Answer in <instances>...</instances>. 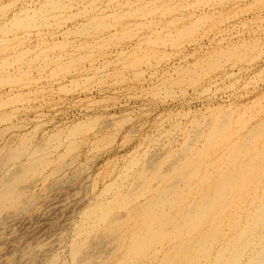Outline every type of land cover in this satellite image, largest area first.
Wrapping results in <instances>:
<instances>
[{
	"label": "rangeland",
	"instance_id": "1",
	"mask_svg": "<svg viewBox=\"0 0 264 264\" xmlns=\"http://www.w3.org/2000/svg\"><path fill=\"white\" fill-rule=\"evenodd\" d=\"M93 1L94 2L96 1V2L94 3ZM109 1L110 0H63V1L60 0V6L63 3L66 4L65 5L66 7L64 6V4L62 5L63 7H65L64 9L66 11L62 9L63 8L62 6H61L62 8L59 6L61 9L59 7L58 8L56 7L54 11H51V9H49L50 6L47 5V0H0V6H1L0 7V38H1V34L2 33L4 34L5 29H8V31L5 32L6 35H2V38L0 40L1 42L0 51L3 52V53H0L1 54L0 61H1V66L4 65L1 68L3 69V71L0 69V72H2L0 75V86H1L0 87V101L1 99L2 101H4L5 98L7 100V101L6 100L4 101L5 103L2 101L0 103V104L4 103V106L0 105V122H1L0 130L2 129V127L3 128L5 127L4 129L1 130L2 132L0 131L1 132L0 144H3L7 140L13 139L15 137H19V136L29 137L30 136L29 139L33 145L34 144L35 146L37 144L42 145L44 142H46L47 139L48 140L50 139L53 133L55 135V133L61 132V134H65L66 136L68 130L72 128L73 126H75L76 124L83 123L85 125L87 123L86 126H84V130H86L85 128H87V130L86 131L82 130L81 132H79L80 134L77 133L78 136L76 135L74 137V139H76L75 141H77L78 144L80 145V146L78 145L79 147L76 150H73L70 153H66L64 150V147H60L57 150L56 149L51 150L52 152H51L50 157L51 158L53 157L52 160L54 159L53 161L51 160L52 162H55V160L57 159L56 156H58L60 153L64 151L62 153L63 154L62 158L64 157V160L61 158L62 159L61 163H64L65 165L63 167V170L56 177H53V178L48 177L50 175V171L53 168L52 167L53 165H51L49 168L45 170V172H42L39 175V178L36 180L37 184L35 183V185L30 188L26 187L24 184V186L26 187L25 191L27 195L33 196L35 198L33 199L34 204H32V206H30L31 208L29 207L25 213L26 214L25 218L29 221L25 219L26 222L25 221L19 222L20 225H18V223L13 226L11 225L13 228L10 226L11 228L9 227L7 231L4 232L5 234L3 233L0 236V263L2 262L1 264H5V263L10 264V262L12 264H43V262L48 257L50 252H55L56 254H59L61 256L60 258H62V260L63 259L65 260V258L68 256V253H67L68 249H65L67 247L65 246L66 244L60 242V240L63 242H66L70 238L73 225L80 218L81 210L86 208L90 204V202L92 203V201L95 200V197L103 190V186H105L106 183H109V178H108L109 173H112L113 171H115V173H113L114 174L113 176H115L116 173L120 169L123 168V164L125 163V161H127L130 157L137 155L140 152H142L140 154H145L146 152L144 151L148 150V154H147L148 156H151V155L153 156L155 152L159 153V151L156 149H158L157 144L160 141L168 143V141L170 140L172 141V139H175L176 141L173 142L172 147L173 148L180 147L181 143L183 142L182 139L184 138V136L178 131H174L175 126L181 124L180 126L183 127L186 125L185 127L188 126V129L192 130L193 128L191 127L192 125L190 122L193 119H197L198 117L208 115L209 111L215 110L217 106L218 108H223V109L238 110L240 108H244V104L246 106L251 105L250 102H253L254 99H257V96L261 97L264 95L263 93L264 92V44H263L264 43V0L263 1L262 0H215V1L205 0V2L207 1L210 3L212 2L211 4L208 2L207 4H205L203 0L201 2L203 6H200V7L199 5L201 4H198L200 3V0L199 1L190 0V2L189 0L188 2L186 0L185 1L181 0L184 2H181L180 0H157V1L154 0L155 1L154 3H153V0H132L133 1L132 5L131 3H129V2H132L130 0H128L129 2L127 0H116V1L114 0L113 2L112 0L110 2ZM125 1L128 2L129 6L127 3H125ZM196 1L198 2L196 3ZM161 2L163 3L165 2L164 4L166 5H164ZM8 3L10 4L15 3V4L12 5V7H9L11 5ZM92 3L93 5H91ZM122 3L127 4V5L125 6ZM152 3L156 6L154 7ZM190 3L192 5L195 4L196 6L195 5L192 6ZM184 4L188 5L187 8H186V5L184 6ZM197 4H198V7H197ZM6 5H8V7ZM5 6L7 9H5ZM189 6H192L194 10L192 9V7H189ZM43 7L45 8V10ZM46 7L48 8L46 9ZM142 7H146V8H142ZM177 7H179L178 8L179 10L174 11V10H177ZM131 8L135 9V10L133 9L134 12L131 11L132 10ZM31 9H33L35 12H32L33 10ZM84 9L91 10V12L85 11ZM171 9H173V12L170 11ZM18 10L21 11L22 13L21 15ZM30 10H31V14H30ZM42 10L43 12L45 11L44 12L45 14L41 12ZM47 10H49L50 12ZM118 10L120 11L118 12ZM212 10L214 11L212 12ZM36 11H39L37 12V14H40V13L41 14L37 16V14H35ZM129 11L132 13H130ZM23 12L26 14H24ZM83 12H88V13L86 14ZM116 12L118 13L119 17L118 15H115ZM18 13L20 16H22V18L19 17ZM82 13H83V16H82ZM129 13L130 15L134 13L133 14L134 17L128 15ZM14 14L17 15L16 17L17 19L19 18L20 20L27 19L25 23L27 25L29 24V26L32 25V28L30 29L28 28V26L24 27L23 25L22 27L20 25L21 28H23L24 30L23 29L17 30L19 26L16 27V25L18 24L16 23V21H13V17L16 16ZM28 14H30V16H28ZM32 14L34 15L33 18L35 19L31 18ZM123 14H126L125 17L123 16ZM193 14H198L199 16L197 15V17L199 18H196V15H193ZM24 15L26 16L23 17ZM97 15L98 16L105 15L104 17H106V19L102 17L105 20V21L102 20L103 23L101 24L103 26H101L100 23L98 24L100 25L98 29L100 32L97 31L96 34L95 33L92 34L91 32L94 30L93 28L95 24L92 23L91 25L90 20L91 18H93L94 16L96 17ZM113 15L116 16V18H114ZM175 15L177 16V18H175L176 17ZM202 15H204V17ZM27 16L29 17V20ZM107 16L109 17L107 18ZM111 16H113V18ZM173 16H174V20L177 19L178 21L176 20V23H172L171 25L170 23L172 21L175 22L174 20H172ZM42 17L43 18L46 17L47 20L43 19ZM117 17L121 20L119 21L116 20L118 19ZM184 17L185 19L183 22V20L181 21V18H184ZM11 18L13 22L10 21ZM16 18L14 17V20ZM200 18H202L203 20H201ZM199 19L200 21H198ZM33 20L35 22H33ZM196 20L198 23L196 22ZM6 22L8 23L10 22V24ZM38 22H40V24ZM193 22L196 25H193L194 24ZM104 23L108 26L106 25L104 26ZM186 23L188 26L185 25ZM142 24H143V27H142ZM174 24H178V25H174ZM190 24H192L193 28L189 27ZM8 25L10 26L8 27ZM90 25L91 27H89ZM82 27L89 30L88 35H86L85 33L84 34L82 33V30H83ZM183 27H184V30L187 28L188 29L190 28V31L188 29L186 31L182 30ZM12 28H14V30ZM10 29L13 30L15 33L11 31ZM166 29L168 31H166ZM179 29L182 30L183 33H186V34L182 33L183 36L186 37L185 38L186 40H183L181 38L182 34L178 35L179 34L178 32H181ZM193 29L198 32L196 33V31H193ZM125 30L126 32H124ZM151 30L153 31L151 32ZM176 30H178V32H176ZM187 31L190 33L187 34ZM8 32L10 34H7ZM128 32H130L131 34ZM165 33L166 35H168V38H166L167 36L164 35ZM191 33L193 35L195 34L194 35L195 37ZM157 35L158 37H156ZM159 35L162 37H160ZM127 36H129V39H126ZM257 36H258V39H257ZM187 37H190V38H187ZM163 38H166V39L164 40ZM249 38L251 39L249 40ZM252 38H254L255 41L252 40ZM2 39L4 42L2 41ZM145 39L147 40L145 41ZM157 39H160V40L163 39L162 40L163 44L160 42L158 43V45L155 46V43L157 44V42H159V40L157 41ZM242 39H244L245 43L247 42L246 44H254V42L255 43L257 42L256 45L259 46L260 48L257 47L256 49L250 50L251 53L249 51L247 53L245 52L246 55L244 56L247 57V59L244 57L243 61H232L233 64L231 63V61L230 63H228L229 61L223 62L224 66L221 63L220 66H218V68L220 67V69L216 68V70L214 71L210 69L209 71L207 69L206 70L207 72L205 70H199L200 72L202 71L201 74L203 73L202 74L203 76L202 75L198 76L195 72V74L192 75L193 77L191 78L194 79V76L195 77L198 76V78H195L194 80L191 79L194 81L193 84L190 83L191 81L190 82L188 81V78L187 79L185 78L186 80L179 81L183 79V77L178 78L179 76H182V75H179L180 69L183 70L187 66L188 67L190 66L189 68H192V67L195 68L194 65L200 59H202L208 66L210 62L212 63L214 61V59H208L209 58V56H207L208 53L210 54V57H212L211 54L214 52V51L211 52L212 50L218 49L219 47H226L232 44L231 42H233V44H237V42L239 41L238 43L242 44L243 42ZM10 40L12 41L11 43H9ZM37 40L39 43L37 42ZM40 40H41V43L42 41L44 43L40 44ZM65 40L67 42L69 40L70 41L67 44ZM150 40L152 43L149 42ZM89 42H91L92 47L94 46L93 48L94 50H91L92 48H90ZM142 42L144 43L142 44ZM103 43L105 46L99 45ZM107 43H109V45ZM14 44L16 46L20 45L21 47L17 46V48L15 49L16 46H14ZM53 44L54 45L57 44V46L60 44L59 47L63 45L62 46L63 48L62 47L59 48L55 45L56 48L53 49L54 48ZM96 44L97 46L102 47V48L98 50L99 47H96ZM85 45L89 47H85ZM12 46H14V48ZM51 46H52V49H50ZM82 46L85 50L82 49ZM7 47H10V48L7 49ZM75 47L79 49L76 52H75ZM80 47L82 50H80ZM204 47L205 49H203ZM33 48L35 49L33 50ZM42 48L43 49L45 48V49L43 50ZM200 48L203 50H201ZM211 48H214V49H211ZM4 49L5 51L7 49L8 53L4 52ZM41 49L43 50V52L41 51ZM46 49L48 50L46 51ZM134 49L136 50L135 53H134ZM137 49L139 50L137 51ZM157 49L161 52H159ZM259 49H262L263 52ZM14 50H16V52ZM88 50H90L92 53L90 51L88 52ZM19 51L22 52L23 55L19 54L20 53ZM86 51H87V54H86ZM122 51L124 52L122 53ZM119 52L122 53L123 57L120 54H118ZM254 52L256 53V55L254 54ZM15 53H17L18 56L19 55L23 56V57L19 56V59L22 58L21 61L18 60V56H15L16 55ZM75 53L76 55L74 56ZM89 53H91V56L89 55ZM163 53H164V56H163ZM35 54L38 56L35 57L34 56ZM66 54H69V56H67ZM80 54L82 56L84 55L83 57L88 58V59H85L82 62L81 60H83V57L80 56ZM92 54L95 56L94 57L95 59L92 58L93 57ZM154 54H157V55L147 58L148 56H152ZM191 54H194V55H191ZM10 55H12V58L10 57ZM61 55H62V58L61 57L59 58V56ZM117 55L118 56L120 55L121 57H118ZM160 55L163 56L162 57L163 59L160 57ZM204 55L208 58H206ZM1 56H3L4 58L2 59ZM79 56L82 58L80 59ZM156 56L157 57L159 56L158 57L159 59ZM7 57L9 58V60ZM75 57H79V59ZM6 58H7V62H5L4 64L3 60H5ZM15 58H17L16 59L17 61L15 60ZM212 58H214V56ZM10 59L12 61H10ZM38 59H40L41 61ZM72 59L79 60V62L76 61L74 63V60ZM148 60L150 63L148 62ZM208 60L209 61L212 60V61L209 62ZM9 61L10 63L12 62L13 64L10 65ZM13 61L16 62V64ZM18 61L20 63H18ZM45 61H46V64H45ZM110 61L112 62V64ZM133 61L134 62L136 61V63L138 61H141V62L144 61V62L143 63L140 62L141 65L138 62L137 66L138 65L139 66L133 68L132 65L136 66V63L135 65L134 63H132ZM35 63H37L38 65ZM235 63H237V65ZM26 64L29 65L28 68L26 67ZM49 64L51 66H49ZM127 64L130 65V67ZM143 64H145L146 66ZM189 64H192V66ZM44 65H45V68L43 67ZM233 65L235 66V68ZM17 66L21 68H18ZM56 66L57 68H55ZM102 67H105V68H103L102 70ZM52 68L54 70H52ZM62 69H63V72H62ZM23 70L26 71V73L29 74L30 76L28 75L27 77L26 75L24 76ZM51 70L53 71V73L55 72V74H53ZM199 71H197L198 74L200 73ZM135 72H137L136 74L139 77H137ZM176 72L178 75L175 74ZM204 72H205V75H204ZM48 73H52V74H48ZM115 75L116 76L118 75V76L115 77ZM225 75H229V76L225 77ZM257 75H260V76H257ZM2 76L6 77L4 79L11 78L9 80L10 81L12 80L13 82L17 81V79L19 80L21 77L22 78L20 79L21 80L20 83L15 82L16 85L15 83L11 85L12 82L11 84L9 82V85H8L4 82V79ZM13 76L16 78L12 79ZM23 76L24 78L26 77V79L27 78L28 79L27 80L24 79ZM83 77L84 78L86 77L88 79L86 78L84 79ZM176 77L178 81H176L177 80ZM22 79L26 81H22ZM30 80L34 82H31ZM171 80L172 81L175 80L173 82H176L178 84L173 83ZM1 82H4V83H1ZM73 83H75L76 85H74ZM186 83L188 84V86H186L187 85ZM167 84L168 85L170 84V85L167 87ZM173 84L176 86L175 87L171 86ZM196 84L198 85L197 87H196ZM183 90H185L184 93H183ZM14 93L16 95H19L20 97L15 96ZM8 96L13 97V98H10V99H13L12 100L13 102L8 101L10 100V99H7ZM14 99H17V100L19 99V100L16 103V100L14 101ZM21 99H25L24 103H23V100L21 101ZM7 102H9L8 104H11V103L12 104L8 105ZM207 106H210V107H207ZM14 111L18 114H16ZM6 112L11 115V118L9 115L8 116L6 115V118H5V114H7ZM1 115L3 117H1ZM8 120H10L11 122ZM12 126L13 128L11 129ZM89 126L91 128L90 130H88ZM5 129L7 131L6 135H4L6 132ZM171 131H173L174 133L172 132L173 133L172 135L170 133L168 134V132H171ZM161 133L163 135L166 134L167 136L166 135L163 136ZM46 135H49V136H46ZM177 136L179 137V140ZM156 140L159 142L156 143ZM146 147H149V148H146ZM161 148L163 147H160L159 149ZM78 154H79V157H78ZM72 160H76L75 161L76 164ZM70 163L71 164L74 163V165L72 164L68 166ZM44 173L45 175H47V178H48V179L46 178V180L43 179ZM57 182L58 184H56ZM49 187L50 189H48ZM44 194L47 196L44 197L45 196ZM2 236L3 237L5 236L4 239ZM57 242L59 243L60 246L58 245ZM43 243L45 247L43 246ZM36 249L39 251H37ZM21 252L25 254L26 258L24 255L21 256ZM32 253L33 255H31ZM40 253L42 255H40ZM103 254L104 252L101 255ZM17 257L20 260L16 259ZM98 261H99L98 262L99 264L102 263L100 260ZM104 261H105V258H103V263L105 264Z\"/></svg>",
	"mask_w": 264,
	"mask_h": 264
},
{
	"label": "bare ground",
	"instance_id": "2",
	"mask_svg": "<svg viewBox=\"0 0 264 264\" xmlns=\"http://www.w3.org/2000/svg\"><path fill=\"white\" fill-rule=\"evenodd\" d=\"M113 1L114 0H112V2ZM130 1H132V0H130ZM155 1H157V0H155ZM155 1L153 0V3ZM184 1H181V2H184ZM186 1L188 2V0H186ZM198 1H196V3ZM202 1L203 0H200V3H198V4H201ZM128 2L125 1V3H127V4H128ZM189 2H190V0H189ZM204 2H205V0H204ZM207 2H205V4H207ZM129 3H131V5H132L133 1L129 2ZM153 3H152V5L155 7L156 5H154ZM161 3H163V2H161ZM208 3H210V2H208ZM8 4H10V3H8ZM14 4H10L11 6H9V7H12V5H14ZM122 4H124V3H122ZM127 4H124V5L126 6ZM156 4H157V2H156ZM186 4H184V6ZM198 4H197V7H198ZM47 5L50 6L49 9H51V11H54V9L56 7L58 8L60 6V0L59 1L58 0H47ZM65 5L66 4H64V6ZM91 5H93V3ZM164 5H166V4H164ZM194 5H192V6H194ZM6 6L8 7V5H6ZM6 6H5V9H7ZM128 6H129V4H128ZM181 6H179V7H181ZM187 6L188 5H186V8H187ZM192 6H189V7H192ZM200 6H203V5L201 4V5H199V7ZM65 7H63L62 9H64ZM175 7H176V5H175ZM179 7H177V10H174V11H178ZM47 8L48 7H46V9ZM142 8H146V7H142ZM133 9L131 11L134 12L135 9L134 10ZM192 9H193V7H192ZM31 10H33V9H31ZM31 10H30V14H31ZM44 10H45V8H44ZM84 10L91 12V10H86V9H84ZM161 10H162V8H161ZM25 11H27V10H25ZM47 11H49V10H47ZM57 11H59V10H57ZM119 11L120 10H118V12ZM170 11L173 12V9H171ZM213 11L214 10H212V12ZM19 12L21 15L22 14L21 11H19ZM32 12H35V11L33 10ZM37 12H39V11H36L35 14H37ZM41 12H43V10ZM99 12H101V11H99ZM156 12H158V11H156ZM27 13H29V12H27ZM83 13L87 14L88 12H83ZM83 13H82V16H83ZM116 13H115V15H118V13L117 14ZM120 13H122V12H120ZM130 13H132V12H130ZM130 13L128 15H130ZM135 13H136V11H135ZM16 14H14V15H16ZM24 14H26V13H24ZM30 14H28V16H30ZM33 14L31 16V18L35 19V18H33L34 17ZM40 14H37V16ZM79 14H80V12H79ZM133 14L130 16H133ZM161 14H163V13H161ZM14 15H12V16H14ZM18 15H19V13H18ZM20 15H19V17L22 18V16H20ZM90 15H91V13H90ZM125 15L126 14H123L124 17H125ZM193 15H196V18H199V17H197L198 14H193ZM204 15H206V14H204ZM204 15H202V16L204 17ZM25 16L26 15H24L23 17H25ZM104 16H101V15L98 16L97 15L96 17L94 16L93 18H91L90 24L92 25V23H93L96 25V26L94 25V28H93L94 30L91 32L92 34L93 33L96 34L97 31L100 32L98 29H99L100 25L103 26L101 23H103L102 20L106 19V17H104ZM113 16H111V17L113 18ZM123 16H121V17H123ZM157 16H159V15H157ZM14 17L16 18L17 15ZM14 17H13V21H16V23L18 24V25H16V27L19 26L18 29L16 28L17 30H19V29L22 30L23 29V28H21L22 25L24 27L28 26V28H30V29L32 28L31 24H30L31 26H29V24L27 25L25 23V21L27 19L26 20H24V19L20 20V18L19 19L16 18L14 20ZM108 17L109 16H107V18ZM118 17H119V15H118ZM185 17H186V15H185ZM185 17L181 18V21L183 20V22H184ZM190 17H192V16H190ZM114 18H116V16H114ZM175 18H177V16ZM43 19L47 20L46 17ZM200 19L203 20L202 18H200ZM200 19L198 21H200ZM28 20H29V17H28ZM116 20L119 21L121 19L118 18ZM172 20H174V16L172 17ZM176 20L177 19L174 20L175 22H173V21L172 22L169 21V22H171L170 24L172 25V23H176ZM10 21H12V18ZM33 22H35V21L33 20ZM95 22L96 23L98 22V23L96 24ZM196 22H197V20H196ZM6 23H8V22H6ZM16 23H14V24H16ZM38 23L40 24V22H38ZM99 23H100V25H98ZM201 23H203V22H201ZM8 24H10V22ZM134 24H136V23H134ZM91 25L89 27H91ZM105 25L106 24L104 23V26ZM174 25H178V24H174ZM185 25L188 26L187 23ZM193 25H196V24L194 23ZM9 26L10 25H8V27ZM106 26H108V25H106ZM112 26H113V24H112ZM137 26H138V24H137ZM89 27H87V28H89ZM142 27H143V24H142ZM184 27L182 30H184ZM189 27L193 28L192 24H190ZM197 27H198V25H197ZM5 28H7V27H5ZM14 28H12V29L14 30ZM30 29H29V31H30ZM187 29H185L184 31H186ZM13 30H11V31H13ZM86 30H87L86 28H83L82 33L83 34L85 33L86 35H88L89 30H87V31ZM153 30H151V32ZM182 30H180L181 32H178V30H176V32L179 33L178 35L183 33ZM188 30L190 31V28ZM6 31H8V29H5L4 34L3 33L1 34V38H2V35H6L5 34ZM11 31H9V32H11ZM166 31H168V30L166 29ZM193 31H196V30L193 29ZM9 32L7 34H10ZM124 32H126V30ZM197 32L198 31H196V33ZM51 33H53V32H51ZM76 33H77V31H76ZM78 33H79V31H78ZM128 33H130V32H128ZM188 33H190V32L187 31V34ZM132 34H133V32H132ZM153 34H152V36H153ZM183 34H186V33H183ZM183 34H182L181 38L183 40H186L185 39L186 37H184ZM191 34H189V35H191ZM109 35H111V34H109ZM164 35H166V33ZM166 36H167L166 38H168V35H166ZM79 37H80V35H79ZM156 37H158V35ZM160 37H162V36H160ZM1 38H0V40H1ZM16 38H17V36H16ZM146 38H148V37H146ZM166 38H163V39L165 40ZM187 38H190V37H187ZM262 38H263V36H262ZM39 39H40V37H39ZM107 39H109V38H107ZM126 39H129V36H127ZM163 39H161V40L157 39V41L159 40V42H157V44L154 42L155 46L158 45V43H160V42L162 43ZM250 39L251 38H249V40ZM257 39H258V36H257ZM41 40H40V44L44 43L43 41L41 43ZM146 40L147 39H145V41ZM242 40H243V42L241 41L242 44L238 43L239 41L238 42L236 41L237 44H233V42H231L232 44H230L228 46L225 45L226 47H219L218 49H214L215 47L211 48V49H214L211 51V52L214 51L211 54L212 57L214 56V58L210 57L209 53H208L209 55L207 54V56H209V58L205 56L206 54L204 55L208 59H214V61L212 63L210 62L212 60H210V61L208 60L210 62V64L208 63L209 64L208 66L202 59H200L199 61L196 62V64L194 65L195 68L192 67L193 70H192V68H189L190 66L189 67L187 66L188 64L186 65L187 67H185L183 65L185 67L183 70L180 69V72L177 70L179 72V75H182V76H179L178 78L183 77V79L179 80V81H183V80H186L188 78V81L189 82L191 81L190 83L193 84L194 83L193 80L195 78H198V76L203 74V73L201 74L202 71L200 72L199 70H205L206 71L208 69V71H209V69H210V70L214 71V70H216V68H218V66H220L221 63L223 65V62L229 61L228 63H230V61H231V63L233 64L232 61H243V58L245 57L244 55H246L245 52L246 53L248 51L250 52V50H253V49H256L257 47H259L256 45L257 42L256 43L254 42L255 41L254 38H252V40H254L253 41L254 44H246L247 42L245 43L244 39H242ZM2 41H3V39H2ZM69 41L68 42L66 41L67 44L69 43ZM126 41H128V40H126ZM220 41H222V40H220ZM11 42L12 41L10 40L9 43H11ZM37 42H38V40H37ZM149 42L152 43L151 40ZM5 43H6V41H5ZM109 43H107V44L109 45ZM143 43L144 42H142V44ZM154 43H153V45H154ZM218 43H220V42H218ZM225 43H227V42H225ZM259 43H261V42H259ZM89 44H90V48H92L91 50H94L93 49L94 46L93 47L91 46V42H89ZM162 44H160V45H162ZM55 45L57 46V44H55ZM55 45L53 44V46H54L53 49L56 48ZM99 45L105 46L104 43L99 44ZM5 46H6V44H5ZM14 46H16V45L14 44ZM14 46H12V47L14 48ZM17 46L15 47V49L17 48ZM59 46H60V44L57 47H59ZM62 46L63 45H61V47ZM64 46H66V45H64ZM18 47H21V46L19 45ZM61 47H59V48H61ZM85 47H89V46L85 45ZM96 47H99V46H97V44H96ZM8 48H10V47H7V49ZM100 48H102V47H99L98 50ZM7 49H6V51L4 49V52L8 53ZM34 49L35 48H33V50ZM42 49H41V51L43 52L44 49L43 50ZM50 49H52V46ZM82 49H84L83 46H82ZM82 49L80 47V50H82ZM130 49H131V47H130ZM139 49H137V51ZM203 49H205V47ZM203 49H201V50H203ZM29 50H27V51H29ZM47 50L48 49H46V51ZM77 50H79V49H77V47H75V52ZM86 50H87V48H86ZM259 50H261L263 52L262 49H259ZM14 51L16 52V50H14ZM14 51H12V52H14ZM20 51H22V50H20ZM31 51H30V53H31ZM89 51L90 50H88V52ZM135 51L136 50L134 49V53H135ZM144 51H145V49H144ZM22 52H24V51H22ZM22 52H20L19 54H22ZM123 52L124 51H122V53ZM159 52H161V51H159ZM0 53H3V52L0 51ZM9 53H10V51H9ZM91 53H89L90 56H91ZM122 53L119 52L118 54H120L122 56ZM148 53H149V51H148ZM261 53H260V55H261ZM15 54H16L15 56H18L17 53H15ZM86 54H87V51H86ZM146 54H147V52H146ZM254 54L256 55L255 52H254ZM13 55H14V53H13ZM26 55H28V54H26ZM66 55L69 56V54H66ZM75 55H76V53L74 54V56ZM120 55L119 56L117 55V56L121 57ZM134 55H136V54H134ZM155 55H157V54H154L152 56H148L147 58L153 57ZM191 55H194V54H191ZM4 56H5V54H4ZM19 56H18V60L21 61L22 58L19 59ZM34 56L36 57L38 55L35 54ZM80 56H82V55L80 54ZM86 56H88V55H86ZM92 56H93L92 58L95 57L93 54H92ZM146 56H145V58H146ZM163 56H164V53H163ZM163 56L160 55L161 58ZM1 57H2V59L4 58L3 56H1ZM10 57L12 58V55H10ZM31 57H33V56H31ZM60 57L62 58V55L59 56V58ZM79 57H75V58L79 59ZM82 57H80V59ZM261 57H262V55H261ZM7 58L5 60H3L4 62L2 61L4 64H5V62H7ZM167 58H168V56H167ZM202 58H203V56H202ZM245 58L247 59V57H245ZM16 59L17 58H15V60ZM30 59H28V60H30ZM74 59H72V60H74ZM85 59H88V58L83 57V60H81V61L83 62ZM121 59H123V58H121ZM144 59H142V60H144ZM184 59H186V58H184ZM8 60H9V58H8ZM38 60H40V59H38ZM187 60H188V58H187ZM10 61H12V60L10 59ZM10 61H9V64L10 65L13 64L12 62L10 63ZM76 61L79 62V60H74V63ZM146 61H147V59H146ZM108 62H109V60H108ZM138 62L140 64L141 61H138ZM143 62L144 61H142L141 63H143ZM148 62H149V60H148ZM14 63L16 64V62H14ZM18 63H20V62L18 61ZM132 63H134V65H135L136 61L135 62L133 61ZM132 63H131V65H132ZM137 63H136V66L132 65V67L133 68L138 67L139 65L137 66ZM6 64H8V63H6ZM35 64H37V63H35ZM42 64H43V62H42ZM45 64H46V61H45ZM111 64H112V62H111ZM145 64H143V65H145ZM235 64L237 65V63H235ZM244 64H246V63H244ZM247 64H248V62H247ZM30 65H32V64H30ZM189 65L192 66V64H189ZM3 66H1V61H0V69ZM28 66L29 65L26 64L27 68H28ZM49 66H51V65L49 64ZM128 66L130 67V65H128ZM150 66H151V64H150ZM183 66H181V67H183ZM223 66H221V67H223ZM43 67L45 68V65ZM105 67H102V70ZM18 68H21V67H18ZM55 68H57V66ZM234 68H235V66H234ZM22 69H23V67H22ZM218 69H220V67ZM1 70L3 71V69H1ZM40 70H41V68H40ZM52 70H54V69L52 68ZM64 70H66V69H64ZM174 71H176V70H174ZM197 71H199L200 73L198 74ZM49 72H50V70H49ZM62 72H63V69H62ZM195 72L198 76H196V77L194 76V79H193L191 77H193L192 75H194ZM1 73L2 72H0V75H1ZM52 73H53V71H52ZM52 73H48V74H52ZM136 73L137 72H135V74ZM170 73H172V72H170ZM208 73H210V72H208ZM19 74H20V72H19ZM19 74H18V76H19ZM53 74H55V72ZM175 74H177V72ZM5 75H3V76H5ZM23 75L24 76L26 75V77H27V75L30 76L24 70H23ZM204 75H205V72H204ZM14 76L12 77V79L16 78ZM18 76H17V78H18ZM24 76H23V78H24ZM117 76L115 75V77H117ZM140 76H142V75H140ZM154 76H156V75H154ZM226 76H229V75H225V77ZM257 76H260V75H257ZM9 77H11V76H9ZM26 77L24 79H26ZM137 77H139V76L137 75ZM225 77H223V78H225ZM4 78H6V77H3V79ZM9 79H11V78H9ZM9 79H4V82L8 85H9V82H10V84L12 82L11 85H13L15 82L20 83V81H21L20 79L19 80L17 79V81L13 82L12 80L10 81ZM86 79H88V78H86ZM170 79H172V78H170ZM176 79H177V77H176ZM191 79H193V80H191ZM26 80L22 79V81H26ZM206 80H207V78H206ZM173 81H175V80H173ZM176 81H178V79ZM4 82H1V83H4ZM31 82H34V81H31ZM16 83H15V85H16ZM173 83H176V82H173ZM73 84L76 85L75 83H73ZM176 84H178V83H176ZM169 85L167 84V87ZM171 86L175 87L176 85L173 84ZM186 86H188V84ZM197 86L198 85L196 84V87ZM222 87H224V86H222ZM18 88H20V87H18ZM171 89H173V88H171ZM210 89H209V91H210ZM36 91H37V89H36ZM67 92H69V91H67ZM184 92H185V90H183V93ZM6 93H8V92H6ZM30 95H32V94H30ZM15 96L20 97L19 95H16V94H15ZM258 97L259 96H257V99H254L253 102H250L251 105L246 106L244 104V108H240L238 110H236V109H232V110L231 109L230 110L229 109H223V108H218V106L216 107L215 110H210V111L208 110L209 111L208 115L198 117L197 119H193L190 122L192 125L191 127L193 128V129L191 128L192 130H189L188 126L185 127L186 125L183 127L180 126L181 124L175 126L174 131H178L179 133H181L184 136V138L182 139L183 142L181 143L180 147H178V148L172 147L173 142L176 141L175 139H172V141L171 140L168 141V143L167 142H161V141H160L161 142L160 143L159 141H157L159 139L158 138L156 140V143L157 142H159V143L157 144L158 149H156V150H158L159 153L155 152V154H153V156L147 155L148 150L144 151V152H146L145 154H140L142 152H140L138 154L136 153L137 155H134V156L130 157L127 161H125V163L123 164V168L120 169L116 173L115 176H113L114 175L113 173H115V171H113L112 173H109L108 174L109 183H106L105 186H103V190L95 197V200L92 201V203L90 202V204L86 208L81 210L80 218L73 225V229H72V233L70 235V238L66 242H63L60 240V242L66 244L65 246H67V247L65 249H68V251H67L68 256L65 258V260L64 259L62 260V258H60L61 256L59 254H56L55 252L49 251L50 253H49L48 257L45 259V261L43 262V264H99L98 260H100L102 262L101 264H104L103 258H105V261H104L105 264H264V95L259 97V98ZM10 98H13V97L8 96L7 99H10ZM255 98H256V96H255ZM5 100H6V98H5ZM12 100L13 99H10L8 101L13 102ZM15 100L17 103L19 99L18 100L14 99V101ZM22 100L24 103L25 99H21V101ZM1 101H2V99H1ZM1 101H0V103H1ZM4 101H2V102H4ZM9 102H7V104ZM4 103H2L0 105L4 106ZM11 104H8V105H11ZM240 106H242V105H240ZM207 107H210V106H207ZM212 107H214V106H212ZM17 110H19V109H17ZM16 114H18V113H16ZM6 115L7 116L9 115L11 118V115L8 113L5 114V118H6ZM202 115H203V113H202ZM170 116H172V115H170ZM1 117H3V116L1 115ZM8 121H10V120H8ZM86 124L85 125L83 123L76 124L75 126H73L72 128H70L68 130L66 136H65V134H61V132L55 133V135L53 133L52 136L50 137V139L49 140L47 139L48 141L45 138L46 142H44L42 145L37 144L35 146V144L33 145L30 142V139H29L30 136L27 137V136L23 135L24 137H21V136H19V134H18L19 137H15L13 139L7 140L3 144H0V236L5 231H7V229L11 225L13 226V225H16L17 223H18V225H20L19 222L25 221V219H26L25 213H26L27 209L30 206H32V204H34L33 199H35L33 196L27 195V193L25 191L26 187L30 188V187L34 186L35 183L37 182L36 180L39 178V175L42 172H45V170L47 168H49L51 165H53L52 166L53 168L50 171V175L47 173L49 175L48 177H52V178L56 177L63 170V167L65 164L61 163V160L62 159L64 160V157L62 158V156H63L62 153L64 151L62 150L63 152L60 153L58 156H56L57 159L55 160V162H52L54 159L52 160L53 157L52 158L50 157L51 152H52L51 150L52 149L57 150L60 147H64V150L66 153H70L73 150H76L80 145L78 144L77 141H75L76 139H74V137L77 135V133L84 130V126H86ZM0 125H1V122H0ZM2 125H3V123H2ZM41 125H42V123H41ZM4 128L2 127V129H4ZM12 128H13V126L11 127V129ZM85 129L87 130V128H85ZM90 129L91 128L89 126L88 130H90ZM86 130H84V131H86ZM5 131H6V129H5ZM59 131H61V130H59ZM1 132H0V138H1ZM172 132L173 131L168 132V134L170 133L172 135L174 133V132L173 133ZM6 133H7V131L5 132L4 135H6ZM36 134H37V132H36ZM166 134H167V132H166ZM165 135H163V136H165ZM46 136H49V135H46ZM111 136H113V135H111ZM179 136H180V134H179ZM47 138H49V137H47ZM78 140H80V139H78ZM178 140H179V137H178ZM153 143H155V142H153ZM160 147H163V148L159 149ZM146 148H149V147H146ZM101 149H103V148H101ZM64 155H66V154H64ZM70 157H71V155H70ZM78 157H79V154H78ZM72 161H74V163H75L76 160H72ZM74 163H72V164L74 165ZM72 164L70 163L68 166H70ZM66 167H67V165H66ZM80 172H82V171H80ZM46 178H47V175H45V173H44L43 179L46 180ZM55 181H56V179H55ZM57 181H58V179H57ZM24 184L26 187L24 186ZM56 184H58V182ZM59 184H61V183H59ZM51 186H52V184H51ZM48 189H50V187ZM57 189H59V188H57ZM46 196L47 195H45L44 197H46ZM29 211H30V209H29ZM41 217H42V215H41ZM27 221H29V220H27ZM4 237H3V239H4ZM8 239H9V237H8ZM7 243H9V242H7ZM58 245H59V243H58ZM43 246H44V243H43ZM25 248H27V247H25ZM40 249H41V247H40ZM37 251H39V250H37ZM22 252H24V251H22ZM22 252H21V256L22 255L25 256V254ZM103 252H104V254L101 255ZM31 255H33V253ZM40 255H42V254L40 253ZM25 258H26V256H25ZM16 259H19V258L17 257ZM42 259H43V257H42ZM10 264H12V263L10 262Z\"/></svg>",
	"mask_w": 264,
	"mask_h": 264
}]
</instances>
